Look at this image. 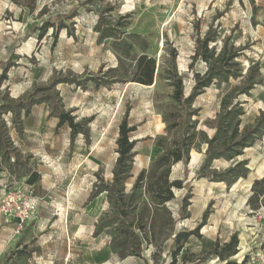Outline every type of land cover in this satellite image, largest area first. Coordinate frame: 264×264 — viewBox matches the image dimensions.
<instances>
[{"label":"rangeland","instance_id":"obj_1","mask_svg":"<svg viewBox=\"0 0 264 264\" xmlns=\"http://www.w3.org/2000/svg\"><path fill=\"white\" fill-rule=\"evenodd\" d=\"M101 21L117 26V38H100ZM209 28L215 37L211 46L217 52L227 44L228 49L241 53L228 63L235 76L219 77L194 101L198 128L212 136L225 99L243 106L241 129L264 111V0H163L157 4L145 0H0V102L17 104L19 110L17 115L0 113V171L11 162L13 171L20 172L16 167L21 155L14 141L27 134L26 143L41 150L39 160L48 166L38 185L40 191L77 192L79 206L101 205V196L90 201L85 193L112 182L119 128L127 116L128 126L134 127L130 136L137 141L125 182L131 193L140 171L162 151L158 141L167 134L164 112L174 92L169 74L177 71L188 96L195 84L194 70L204 74L209 67L202 59L191 67L197 38L205 37ZM143 54L156 60L151 85L136 79L137 61ZM250 82L255 87L249 94H240ZM36 100L44 101L33 105L30 112L21 107ZM61 109L75 116L80 133L72 135L68 124L59 125ZM66 135L70 138L67 146ZM77 141L89 151L93 147V155L77 154L81 151L74 149ZM206 151L207 144L200 142L192 149L188 164L173 166L172 179L183 181L168 202L175 220L172 224L167 217L158 222L152 242L145 241L140 248L133 239L121 244L117 230L123 223L118 220L105 229V218L117 216L105 194L102 214L70 216L58 211L38 238L19 243L22 246L1 264H62L45 253L62 252L68 240L77 243L81 254L76 264H224L212 248L233 234L238 235L240 245L231 260L261 264L264 208L252 209L248 199L255 182L264 178V140L233 158H216L203 170ZM84 165L86 170L81 172ZM233 167L236 172L227 174ZM236 173L237 179L229 185L227 180ZM34 174L39 181L41 174ZM16 186L4 183L1 187L25 190V186ZM262 186L264 180L258 185ZM199 226V235L192 236L175 258V230ZM51 241L55 242L50 251L42 252Z\"/></svg>","mask_w":264,"mask_h":264},{"label":"trees","instance_id":"obj_2","mask_svg":"<svg viewBox=\"0 0 264 264\" xmlns=\"http://www.w3.org/2000/svg\"><path fill=\"white\" fill-rule=\"evenodd\" d=\"M46 23L51 22L46 21ZM98 30L101 39L117 38L119 34L117 26L106 25L102 21L98 25ZM214 39L211 28L205 37L199 36L197 38V47L192 57L191 67H194L193 64L201 59L209 63V67L204 74L194 70L195 84L193 91L188 96L184 93L183 78L178 75L176 70L172 74L169 72L170 85L174 87V92L172 94L173 102L164 112L167 134L158 141V146L162 148V151L158 153L147 168L140 171L129 194L126 191L125 182L129 177L133 158L136 155L137 141L130 136L134 127L128 126L127 116L120 125L117 139L118 157L113 171V180L111 183L97 186L92 191L91 198L105 192L111 210L117 213L116 217L105 218V229L117 220L123 223L117 230V237L121 240V244L133 239L138 241L140 248L145 241L152 242L154 235H156L158 222L162 223L168 217V220L172 224L174 223L175 217L169 209L168 202L175 198V188L183 187V181L172 179L173 166L177 163L188 164L190 153L198 143L207 144L206 157L202 164V169L205 170L212 165L216 158H233L235 155L242 154L244 149L253 146L257 140H264V111L253 124L246 125L241 129V117L245 111L240 102L234 103L232 99L223 101L212 136L205 130L198 128V120L195 118L198 110L193 108L195 99L219 77L228 80L230 76H235V73H231L228 69V63L241 54L240 50L228 49L227 44L223 46L220 52H217L216 47L211 46V42L215 41ZM254 65L255 69L259 70V65L257 63ZM156 68L155 58L146 54L141 55L137 61V81L145 85L153 84L157 73ZM1 82L0 79V84ZM254 87V82L246 83L239 93L249 94ZM43 101L36 100L21 107L30 112L33 105ZM16 105L4 100L0 102V113L12 112L17 115L19 110H17ZM58 116L59 125L68 124L71 127L72 135L81 132L75 116L64 109L59 110ZM5 150L8 152L6 145ZM236 169L237 167L231 168L227 174L232 175ZM237 175L238 173L227 180L229 185L235 182ZM38 179L37 174L32 173L28 182L34 183ZM263 180L264 178L255 182L254 193L248 199L249 207L254 210L260 209V205L264 208V186L258 187L260 183H263ZM100 231H102L101 227L98 232ZM199 231L200 226L193 230H175L176 250L172 252L173 255L175 254V258L177 254L181 253L186 242L192 236L199 235ZM239 245L238 235L233 234L227 242H216L212 248V254L225 262L224 264H242L231 260L237 254Z\"/></svg>","mask_w":264,"mask_h":264},{"label":"crops","instance_id":"obj_3","mask_svg":"<svg viewBox=\"0 0 264 264\" xmlns=\"http://www.w3.org/2000/svg\"><path fill=\"white\" fill-rule=\"evenodd\" d=\"M264 59V58H263ZM262 70L264 72V63L262 64ZM27 130H25L26 133ZM80 133V132H79ZM78 134V133H77ZM28 138L27 134H23L21 137H18L15 141V148L16 151L20 153V157L17 161V167L20 169L19 173H16L13 171V164L10 162H7V166H3L0 171V195L2 194L3 188L1 187L4 183L10 184V185H17V186H25L24 188L29 190L31 189V192L33 196H35L39 200V209L38 213L36 215V218L27 225L25 230L23 231V235L19 238L10 239V234L13 231V229L16 226V222L14 220L10 222H6L4 219H0V264L2 263L3 259L7 257L15 248L18 249L22 245H19V243L23 242L24 244H29L31 242V239L35 237L38 238L39 235H41V230L43 229V226L48 225L50 218L52 214L57 213L58 211L61 212H69L70 216L73 214H77L78 212H81L82 214H88L89 212H93L94 216L97 217L99 214H102L105 208V205L103 203V200L105 198V192L101 193L95 198L102 197V204L101 205H81L79 206L76 203V199L79 196L77 192H67V191H58L57 193H54L50 190L46 191H40L38 188L39 182L44 181V173L47 171L46 167H48L46 164H41L39 160V155H41V150L37 146L28 145L26 143V139ZM65 145L70 141L69 135L64 138ZM73 145H76V141ZM78 146H74V149H81V151H75L80 156H84L85 158H89L93 155V147H90V151L88 150L87 145L84 143H80V141H77ZM66 146L65 149H66ZM8 149V148H7ZM45 154H47V151ZM10 155V154H9ZM53 156V155H48ZM12 157V156H11ZM28 157V159H26ZM54 157V156H53ZM14 158V157H13ZM12 159V158H11ZM39 160V161H38ZM52 167V166H50ZM54 169V168H52ZM86 170V166L84 165L82 168V171ZM50 171V170H48ZM34 172H38L41 177L39 181H36L34 183H29L28 179L30 175ZM85 176L87 173H83ZM16 186V187H17ZM92 190L90 192L85 193V197L88 198V200H93L95 198H91ZM82 193V192H80ZM84 195V194H83ZM70 200V203L67 204L66 202ZM87 202V200H86ZM96 222V219H92V223L94 224ZM55 241H51L47 243L43 248L41 249L42 252H45L44 250L50 251V247L53 246V243ZM63 246L65 248L62 250V252L58 253H51L46 252L45 255H50L52 257H57L60 261H62V264H76L78 258L80 257V253L77 252V243L72 240L65 241L63 243ZM86 257H91L90 254H86Z\"/></svg>","mask_w":264,"mask_h":264},{"label":"built area","instance_id":"obj_4","mask_svg":"<svg viewBox=\"0 0 264 264\" xmlns=\"http://www.w3.org/2000/svg\"><path fill=\"white\" fill-rule=\"evenodd\" d=\"M145 2L157 4L163 0H145ZM38 209L39 200L33 196L31 190H6L3 188L0 195V219H4L6 222L12 220L16 222V226L9 236L10 239H15L23 233L27 225L36 218ZM261 264H264V257Z\"/></svg>","mask_w":264,"mask_h":264}]
</instances>
